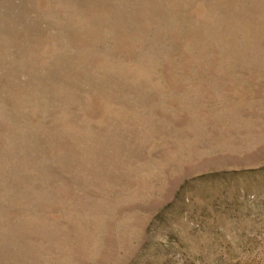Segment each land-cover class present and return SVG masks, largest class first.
<instances>
[{
	"label": "rangeland",
	"instance_id": "rangeland-1",
	"mask_svg": "<svg viewBox=\"0 0 264 264\" xmlns=\"http://www.w3.org/2000/svg\"><path fill=\"white\" fill-rule=\"evenodd\" d=\"M0 264H264V0H0Z\"/></svg>",
	"mask_w": 264,
	"mask_h": 264
}]
</instances>
